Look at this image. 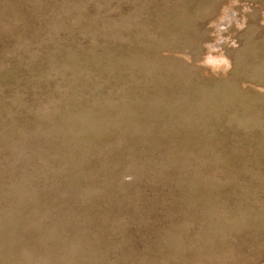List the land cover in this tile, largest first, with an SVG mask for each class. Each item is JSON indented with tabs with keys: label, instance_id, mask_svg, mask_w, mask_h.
Returning a JSON list of instances; mask_svg holds the SVG:
<instances>
[{
	"label": "rangeland",
	"instance_id": "1",
	"mask_svg": "<svg viewBox=\"0 0 264 264\" xmlns=\"http://www.w3.org/2000/svg\"><path fill=\"white\" fill-rule=\"evenodd\" d=\"M0 264H264V0H0Z\"/></svg>",
	"mask_w": 264,
	"mask_h": 264
},
{
	"label": "bare ground",
	"instance_id": "2",
	"mask_svg": "<svg viewBox=\"0 0 264 264\" xmlns=\"http://www.w3.org/2000/svg\"><path fill=\"white\" fill-rule=\"evenodd\" d=\"M197 32V31H196ZM165 99V98H164ZM174 107V106H173ZM232 124H234V123H232ZM228 136V135H227Z\"/></svg>",
	"mask_w": 264,
	"mask_h": 264
}]
</instances>
